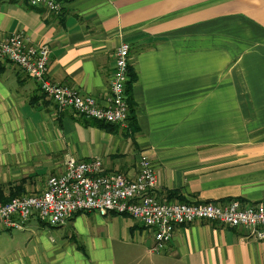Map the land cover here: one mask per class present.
Listing matches in <instances>:
<instances>
[{"label":"crops","instance_id":"obj_1","mask_svg":"<svg viewBox=\"0 0 264 264\" xmlns=\"http://www.w3.org/2000/svg\"><path fill=\"white\" fill-rule=\"evenodd\" d=\"M62 2L56 15L0 0V31L48 44L50 80L101 103L128 42L137 129L60 112L37 80L0 62V200L41 194L70 156L134 177L145 154L162 199L264 203V0ZM4 228L30 233L5 264H264V239L209 222L178 227L157 253L153 230L118 213Z\"/></svg>","mask_w":264,"mask_h":264},{"label":"built area","instance_id":"obj_2","mask_svg":"<svg viewBox=\"0 0 264 264\" xmlns=\"http://www.w3.org/2000/svg\"><path fill=\"white\" fill-rule=\"evenodd\" d=\"M51 14L63 11L62 0H29ZM50 48L34 44L22 33L0 31V62L17 65L37 80L41 91L53 100L58 111H71L82 119H94L123 127L129 126L130 106L126 85L130 79L131 46L122 42L115 53L105 103L85 95L67 83H55L48 77ZM158 179L149 156L139 158L134 177L120 172H103L99 157L78 160L68 157L65 170L52 175L41 194L22 195L9 201L0 200V224L21 227L31 217L50 226L67 223L76 213L96 211L102 215H128L153 230V252H161L171 242L177 228L197 222H209L228 228L245 229L250 236L264 239V203L241 200L189 202L162 199L157 191Z\"/></svg>","mask_w":264,"mask_h":264},{"label":"rangeland","instance_id":"obj_3","mask_svg":"<svg viewBox=\"0 0 264 264\" xmlns=\"http://www.w3.org/2000/svg\"><path fill=\"white\" fill-rule=\"evenodd\" d=\"M48 70H49V65H48ZM48 77H49V73H48ZM0 227H1L0 228V264H5L6 258H8L10 255H15L14 252L16 250V245L19 242L29 240L28 237L30 236L29 235L30 233L26 231L20 233L22 230H18V229L7 230L4 228L2 224H0Z\"/></svg>","mask_w":264,"mask_h":264},{"label":"trees","instance_id":"obj_4","mask_svg":"<svg viewBox=\"0 0 264 264\" xmlns=\"http://www.w3.org/2000/svg\"><path fill=\"white\" fill-rule=\"evenodd\" d=\"M129 75H130V79L127 82L126 85V96H127V100L130 106V118H129V127L131 129H137L136 127V123H135V115H134V101H133V84L137 79V74L136 72L133 70V68L130 66L129 68ZM85 121L86 124H90V125H97L99 127H106V128H110V129H114L115 127H118L119 125L116 124H110V123H106V122H102V121H97L94 119H83ZM3 200V199H1ZM5 201V200H3Z\"/></svg>","mask_w":264,"mask_h":264}]
</instances>
